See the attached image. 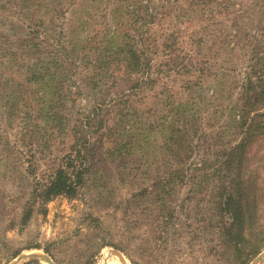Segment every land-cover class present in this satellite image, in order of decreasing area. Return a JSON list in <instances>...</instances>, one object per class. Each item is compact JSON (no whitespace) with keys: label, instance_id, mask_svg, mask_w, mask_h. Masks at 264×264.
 I'll use <instances>...</instances> for the list:
<instances>
[{"label":"rangeland","instance_id":"rangeland-1","mask_svg":"<svg viewBox=\"0 0 264 264\" xmlns=\"http://www.w3.org/2000/svg\"><path fill=\"white\" fill-rule=\"evenodd\" d=\"M42 1H46L43 7L54 5L49 0H0V33L8 34L12 39L17 37L11 36L13 33L23 35L20 22L28 23L35 13L36 4ZM57 1L61 3L59 17L55 18L53 14L46 16L52 25L51 33L56 35L55 26L63 21V40L68 47H71L70 41L85 45L82 53L88 51L99 30L103 34L107 23L116 29L121 27L123 34L128 35L127 41L139 47L140 34L146 32L145 28L149 27L152 34L156 30L164 32L160 26L166 21L179 24L189 19V15L194 20L188 22L184 31L187 41L190 43L189 33L194 37L197 35V42L206 38L204 43L202 41V48L198 43L192 47L196 53L199 50L208 52L212 42L218 48L224 41L221 37L223 32L225 40L232 37V25L234 29L238 25L242 31L240 37L236 34L234 38L235 43H241L238 47L235 45L231 66H224L227 77L215 85L217 89L204 83L210 104L202 112L203 121L200 123V119L195 124L194 130L198 134L190 148H183L175 157L167 159L174 161L165 163L167 160H164L157 165V173L154 155L141 161L140 157L136 161L127 159L122 165L110 155L102 156V144L98 140L93 141L92 156L84 164L73 148L74 132L55 142L44 155L37 149L35 159L40 162L31 167L29 149L22 147L20 152L11 153L6 144L7 137L12 141L15 136L20 138L16 132L0 131L4 136L0 159L5 161L0 162V264H52L51 261L55 264H190L191 248L187 242L191 238L202 240L208 236L205 226L209 221L205 218L211 206L209 198L218 190L224 174L221 171L224 160L220 157L222 145L238 137L234 134V122L242 110V86L247 81V72H251L250 65L255 64L251 62L250 46L244 48L242 39L247 40L264 24V14L261 13L264 0H221L242 4L230 8L228 20L227 15L220 17L211 29H203L200 22L199 15L205 12L201 0ZM91 13L96 14L97 19L95 26L87 30ZM200 33L205 36L200 37ZM14 41L19 42L18 39ZM68 51L79 57L82 54L71 49ZM225 53L226 50L224 53L221 51L220 55ZM150 54L156 63L153 51ZM209 54L212 60L214 52ZM199 59H202L201 55ZM79 65L81 68L78 70H83L85 62ZM7 75L9 73L3 76L0 72V95L8 91ZM16 76L23 81L19 75ZM198 76L199 73L176 75L170 85L181 90L182 82L175 83V80L187 81L192 77L195 80ZM153 77L156 83V75ZM80 91L82 93L76 96L70 110L72 118L78 122L85 120L97 108H102L100 104L108 109L112 93H116L112 90L110 94L107 91L106 96L96 94L94 84L83 83H80ZM1 102L0 99V126L2 124L4 130L7 123L3 121ZM151 106L156 107V104ZM70 154L74 159L73 166L89 167L85 178L75 193L61 194L43 202L40 190L35 192V188L51 182L58 166H66L69 162L63 158ZM247 157H251L252 167L264 161L261 158L264 157V137L255 140ZM146 160L152 163L143 169L142 164ZM260 173L263 177L264 170ZM165 176L170 180L167 186L163 180ZM26 215L30 217L25 221ZM195 256L201 257L202 262L206 261L201 250H197ZM250 264H264V251Z\"/></svg>","mask_w":264,"mask_h":264},{"label":"trees","instance_id":"trees-1","mask_svg":"<svg viewBox=\"0 0 264 264\" xmlns=\"http://www.w3.org/2000/svg\"><path fill=\"white\" fill-rule=\"evenodd\" d=\"M201 1L205 11L199 15L203 29H211L220 17L227 15L228 20L230 8L242 4L237 1ZM45 2L36 4L35 13L28 23L20 22L23 35L13 33L11 36L17 37L12 39L8 34L0 33V72L3 76L9 73L6 78L8 91L0 95L3 121L7 125L3 130L1 124L0 131L13 130L20 137H13L14 141L9 137L5 139L11 153L20 152L22 147L29 149L32 167L40 162L35 159L37 149L44 155L55 142L74 132L73 148L84 164L92 156L93 141L98 140L102 144V156L110 155L122 165L127 159L136 161L140 157L141 161L154 155L157 173V165L175 157L183 148H190L198 134L194 130L195 124L200 119V123L203 121L202 112L210 104L205 85L208 83L209 87L217 89L218 83L226 76L224 66H231L235 45L238 47L241 43L237 41V45L234 42L236 34L240 37L242 32L238 25L235 29L232 25V37L227 40L223 32L221 37L224 41L219 44V50L212 42L208 52L199 50L196 53L192 47L198 43L202 48L206 38L200 33L203 39L197 42V35L194 37L189 33L190 43L187 41L184 31L188 22L194 20L190 15L179 24L166 21L160 26L164 32L156 30L152 34L149 27L145 28L146 32L140 34V48L127 41L128 35L123 34L121 27L116 29L107 23L103 34L99 30L88 51L82 53L85 45L70 41L71 47H68L63 40V21L55 26L57 34L51 33L52 25L46 16L53 14L58 18L61 3L49 0L54 5L46 8L43 7ZM214 2L216 4H212ZM57 3L59 5L55 6ZM261 13L264 14V10ZM88 19L89 28L86 29L91 30L97 16L91 13ZM17 39L18 43L14 41ZM242 45L244 48L250 46L251 62L255 64L250 65L251 72H247V81L242 86V110L235 119L236 127L233 126L238 137L222 145L220 157L224 160L221 168L224 174L218 190L209 198L211 206L205 218L209 221L205 226L208 236L202 240L191 238L187 242L191 248L190 264H250L264 251V176L261 177L260 173L264 170V161L252 167L251 157H247L255 140L264 137V24L247 40L242 39ZM68 49L82 54L80 57L71 55ZM150 49L156 56V63ZM224 50L227 53L221 56L220 52L224 53ZM210 51L214 52L212 60ZM200 55L202 59H199ZM81 62H85V66L79 71ZM194 73H199L195 80L193 77L187 81L174 79L175 83L182 82L181 90L170 85L176 75L190 76ZM80 83L94 84L96 94L106 96V92L110 94L112 90L116 93H112L108 109L100 104L102 108H97L85 120L78 122L72 118L70 110L76 96L82 93ZM152 104L156 107L152 108ZM1 132L0 147L4 139ZM67 159L66 166H58L51 182L35 188V192L40 190L43 202L61 194L75 193L85 178L89 167L73 166L71 154L63 158L64 161ZM1 161L5 162L3 158ZM171 161L174 160L165 163ZM151 163L146 160L142 168ZM163 180L167 186L169 178L165 176ZM29 217L26 215L25 221ZM197 250L204 253L205 262L195 256Z\"/></svg>","mask_w":264,"mask_h":264},{"label":"water","instance_id":"water-1","mask_svg":"<svg viewBox=\"0 0 264 264\" xmlns=\"http://www.w3.org/2000/svg\"><path fill=\"white\" fill-rule=\"evenodd\" d=\"M259 259H260V258H259ZM259 259H258V260H259ZM258 260H257V261H258ZM51 263H52V264H55V263H54V262H52V261H51Z\"/></svg>","mask_w":264,"mask_h":264}]
</instances>
